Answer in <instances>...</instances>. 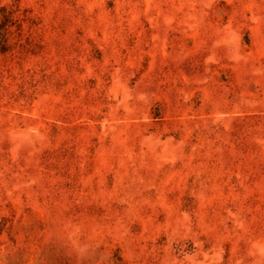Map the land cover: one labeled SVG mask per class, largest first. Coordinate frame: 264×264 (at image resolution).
Instances as JSON below:
<instances>
[{
  "label": "rangeland",
  "instance_id": "obj_1",
  "mask_svg": "<svg viewBox=\"0 0 264 264\" xmlns=\"http://www.w3.org/2000/svg\"><path fill=\"white\" fill-rule=\"evenodd\" d=\"M0 264H264V0H0Z\"/></svg>",
  "mask_w": 264,
  "mask_h": 264
}]
</instances>
